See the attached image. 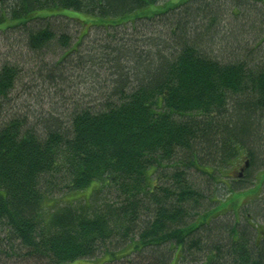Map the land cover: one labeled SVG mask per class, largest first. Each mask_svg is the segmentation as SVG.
<instances>
[{"label":"trees","instance_id":"16d2710c","mask_svg":"<svg viewBox=\"0 0 264 264\" xmlns=\"http://www.w3.org/2000/svg\"><path fill=\"white\" fill-rule=\"evenodd\" d=\"M256 3L264 6L0 0L1 35L19 32L34 63L60 54L42 77L60 90L43 98L61 99L38 114L15 110L22 71L9 59L0 65V264L101 254L110 257L101 264H171L177 252V264H264V226H240L236 198L264 183V8ZM79 12L92 21L73 45L67 25ZM230 15L242 22L224 25ZM128 23L145 35L106 45L113 79L101 85V100L64 94L73 60L62 63L91 26L114 32ZM242 161L244 178L253 168L262 174L253 188L226 182ZM87 188L88 202L56 200ZM229 212L234 222L219 219Z\"/></svg>","mask_w":264,"mask_h":264},{"label":"rangeland","instance_id":"374dc122","mask_svg":"<svg viewBox=\"0 0 264 264\" xmlns=\"http://www.w3.org/2000/svg\"><path fill=\"white\" fill-rule=\"evenodd\" d=\"M254 7L260 12H262V9L264 8L263 4L260 3H256ZM225 8H227V6H225ZM36 13L42 15V12ZM73 16L75 18H81L80 20H72V22L67 25L70 29L72 37L71 40H73L74 45L78 41L77 39L79 38L80 34L86 33V31L89 29L88 26L90 25V21H92V18L89 19L86 14L82 12L73 13ZM234 20H236V18L233 15H230L226 18V23L224 22L223 24L229 26L231 23L235 27L236 25H239V22H242L240 21V17L237 19L238 22H235ZM138 25L139 24H137V26ZM15 32L16 33H9L5 35H1L0 33V65L3 64L6 59H9L12 63L18 64L19 68L21 69L20 71H22L20 73V81L17 82L16 96L18 97L16 99V102H14L15 110H19V108H21V112H23V114H38L41 107L44 110H47L51 107L50 101L53 104L57 102V104H60L59 101L61 99L56 98L55 95H52L50 98V95L48 93L49 98H43V94H45L44 90L49 89L50 87V93H60V90L55 92V90L52 89L53 86H50L48 84V81L45 82L42 77L44 74H46V70L42 69V67L44 66L45 68V65H47L46 63L55 65L54 63L60 57V54L57 56H46V59L44 60L43 58L38 57L35 59L34 63L33 54L31 52H28V50H26V47H19V45H22L19 38L20 33L17 31ZM140 34L145 35L144 32H142L139 28H133L130 23H128L124 27L115 29L114 32H108L104 27L99 28L97 26H91V30L89 31V33L82 38L83 41L79 44L77 53L70 55V57L62 63V65L66 64L67 66L68 63H71L68 61L73 60L70 66L71 70L68 71V76H70L73 87L72 89L68 88V90H66L64 94H68L67 96L69 97L76 96V99L81 100L82 104L86 103L92 105L96 103L97 100L100 101L101 96L104 93L101 85H103L104 82L107 83L110 82L111 79H113V76H111V65H108V57L109 55H111V51H107L105 49L106 45H108L109 43L111 44V41L113 39H115V41H117V43L119 44L123 43L124 41H129L130 43L139 41L143 39ZM113 35H115L116 37L112 38ZM146 36L151 37V34L149 33ZM227 46L228 45H224L225 48H227ZM220 49H223V46H221ZM85 59H87L88 61H83ZM41 61H43L44 63ZM56 83L58 85L62 84L59 80ZM40 100L44 101V103L41 104ZM243 165L244 162L242 161L241 165L237 166L236 169L229 171L228 175L230 176V178L227 179L226 182L230 181L231 183H234L237 188L238 186L239 188L244 187L245 189H248L249 187L253 188L254 186L251 181H254V177L256 175L260 178L262 174L260 175V170L253 168L249 172L248 177L244 178V169H242L244 167ZM197 176H200V174ZM239 179H243L245 182H242ZM202 180L203 181H201V183L204 182V178H202ZM258 185H255L256 187L250 191L243 192L245 194H242V192H240L236 196V198L238 199L237 205L239 206V208H241V211L239 212V214L241 215L240 226L246 223V219H248V221L253 225L259 226L260 228L264 226V183L263 186L261 185L260 192H258ZM205 186L206 185H203L202 188H205ZM215 186L217 189L216 194H218L220 198L224 197V195H226L227 188L223 184L220 185L218 183H216ZM91 195L92 190H90V188H87L85 191L77 192V194L75 195H67L66 197H64V199L59 198L58 194L56 200H72L78 197V201L88 202V199ZM217 198L219 197L217 196ZM52 203L54 204V202ZM207 205H210V203L208 202ZM219 219L221 221H229V219H231V221L234 222L235 217L232 212H229L225 216L220 215ZM127 252L128 249H122L121 251L117 252V256H122ZM179 255L180 253L177 252L176 256L172 259L171 264H177V258L179 257ZM109 258L110 257L108 255L104 256L101 254L98 256V258H80V260L71 262L69 264H101V262ZM180 264L183 263L180 262Z\"/></svg>","mask_w":264,"mask_h":264},{"label":"water","instance_id":"95a60500","mask_svg":"<svg viewBox=\"0 0 264 264\" xmlns=\"http://www.w3.org/2000/svg\"><path fill=\"white\" fill-rule=\"evenodd\" d=\"M248 166V162H247V164H246V167ZM242 169H244V168H242ZM241 175V174H240ZM242 176V175H241Z\"/></svg>","mask_w":264,"mask_h":264}]
</instances>
